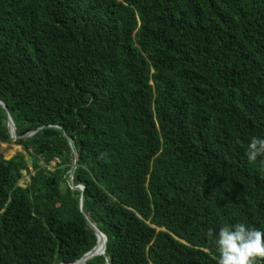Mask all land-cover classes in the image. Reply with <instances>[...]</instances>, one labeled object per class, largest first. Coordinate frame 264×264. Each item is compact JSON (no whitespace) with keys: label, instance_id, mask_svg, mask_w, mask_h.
Wrapping results in <instances>:
<instances>
[{"label":"trees","instance_id":"obj_1","mask_svg":"<svg viewBox=\"0 0 264 264\" xmlns=\"http://www.w3.org/2000/svg\"><path fill=\"white\" fill-rule=\"evenodd\" d=\"M0 100L29 156L0 148V264L75 262L88 220L86 264H216L210 229L264 231V0H0Z\"/></svg>","mask_w":264,"mask_h":264},{"label":"clouds","instance_id":"obj_2","mask_svg":"<svg viewBox=\"0 0 264 264\" xmlns=\"http://www.w3.org/2000/svg\"><path fill=\"white\" fill-rule=\"evenodd\" d=\"M246 156L250 163H254L258 157L264 156V137H252L248 144ZM74 187L75 186H73V188ZM103 235L105 234L103 233ZM207 235L209 238H213V242L216 246V251L218 253L216 264H259L260 261H264V231L255 227H248L245 223L241 222L231 226H221L219 231L215 233V236L214 230L210 229ZM104 237H106V235ZM97 245L98 236L96 246ZM92 250L84 254L81 258L88 255ZM105 251L95 256L104 254ZM84 260L82 264H86L88 261L85 258Z\"/></svg>","mask_w":264,"mask_h":264},{"label":"water","instance_id":"obj_3","mask_svg":"<svg viewBox=\"0 0 264 264\" xmlns=\"http://www.w3.org/2000/svg\"><path fill=\"white\" fill-rule=\"evenodd\" d=\"M0 104L5 108V110H6V112H7V114H8V125H9V128H10V132H11V137H12V139H14V140H16V139H18L19 137L17 136V131H16V125H15V123H14V121H13V119H12V117H11V115H10V113H9V109H8V107H7V105H6V103L3 101V100H0ZM36 131H33V132H31V133H29V134H27V135H25V136H30V135H32V134H34ZM77 155H76V161H75V163L77 162ZM75 169H76V166H73V168H72V172H71V180L72 181H74V174H75ZM75 189H79V190H81V191H84V187H80V186H75L74 187ZM83 198L81 199V209L82 210H84V207H83ZM88 224L90 225V227L95 231V233L97 234V236H101V235H103V233L92 223V222H90L89 220H88ZM103 236H105V235H103ZM106 243H107V238H106V242H105V246H104V251L106 250ZM96 248H97V246H95V248L88 254V255H86V256H84L83 258H81V259H79V260H77L76 262H74V263H72V264H76L77 262H79V261H82L84 258L86 259V260H88V259H90V258H92L93 256H95L96 254H99V253H96V252H94L95 250H96ZM100 253H103V251L102 252H100Z\"/></svg>","mask_w":264,"mask_h":264},{"label":"rangeland","instance_id":"obj_4","mask_svg":"<svg viewBox=\"0 0 264 264\" xmlns=\"http://www.w3.org/2000/svg\"><path fill=\"white\" fill-rule=\"evenodd\" d=\"M0 148L3 151L5 158L7 160L11 159L12 157H14L15 155H17L19 153L24 154L25 157L29 158V156L26 154V152L23 150V148L20 145H17L14 143H11V144L1 143ZM29 165H31V164H29ZM52 165H53V163L51 164V166ZM23 174H24L23 180L20 181L21 186H25L27 184V182H29V180H30V177L28 176V174L26 172H24Z\"/></svg>","mask_w":264,"mask_h":264},{"label":"bare ground","instance_id":"obj_5","mask_svg":"<svg viewBox=\"0 0 264 264\" xmlns=\"http://www.w3.org/2000/svg\"><path fill=\"white\" fill-rule=\"evenodd\" d=\"M102 239V242H101ZM104 246H105V237L103 235H101L100 237L98 236V245L97 248L95 250L96 253H100V252H104ZM85 261L84 259L81 261L82 262Z\"/></svg>","mask_w":264,"mask_h":264}]
</instances>
